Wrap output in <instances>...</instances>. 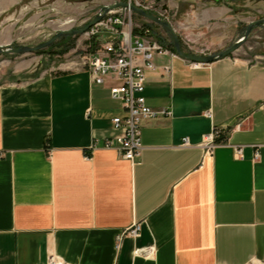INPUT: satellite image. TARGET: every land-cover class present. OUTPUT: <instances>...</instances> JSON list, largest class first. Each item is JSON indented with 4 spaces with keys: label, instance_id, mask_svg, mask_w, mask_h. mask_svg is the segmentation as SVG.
<instances>
[{
    "label": "crops",
    "instance_id": "crops-1",
    "mask_svg": "<svg viewBox=\"0 0 264 264\" xmlns=\"http://www.w3.org/2000/svg\"><path fill=\"white\" fill-rule=\"evenodd\" d=\"M213 1L195 0L203 19L230 12ZM154 63L143 95L167 114L143 122L133 161L103 146L123 114L110 82L0 69V264H264V60Z\"/></svg>",
    "mask_w": 264,
    "mask_h": 264
},
{
    "label": "rangeland",
    "instance_id": "rangeland-1",
    "mask_svg": "<svg viewBox=\"0 0 264 264\" xmlns=\"http://www.w3.org/2000/svg\"><path fill=\"white\" fill-rule=\"evenodd\" d=\"M117 0H19L0 12V44L35 45L48 40L61 29H81L105 5ZM162 12L175 29L186 53L212 55L237 41L251 20L264 18V0H224L228 15L203 19L195 0H144ZM208 5L213 0H199ZM163 7H165L163 9ZM201 9V8H200ZM197 10V11H196ZM197 12V13H195ZM135 13V12H134ZM230 13V14H229ZM151 14H155L153 11ZM133 21L149 26L155 36L172 39L168 31L135 13ZM102 37L90 38L84 33L64 34L50 46L25 54L0 53L1 74L30 64L27 73L37 75L76 67L83 57L95 50ZM248 61L264 60V24L252 28L247 40L233 53ZM251 264H262L254 262Z\"/></svg>",
    "mask_w": 264,
    "mask_h": 264
},
{
    "label": "built area",
    "instance_id": "built-area-1",
    "mask_svg": "<svg viewBox=\"0 0 264 264\" xmlns=\"http://www.w3.org/2000/svg\"><path fill=\"white\" fill-rule=\"evenodd\" d=\"M119 2L133 4L149 13L153 11L157 16L163 17L162 12H155L157 10L154 5L147 1L117 0L114 4ZM134 14L129 7H117L106 12L100 21L85 32L90 38L101 36L99 46L88 56L83 57L80 62H76V65L86 67L90 71L95 84L103 85L110 82L109 95L121 103L123 114L111 119L116 133L106 138L103 146L116 149L122 158L129 161H133L140 154L142 148L140 130L143 122L146 119L167 114L164 110L152 109L146 103L143 95L146 72L156 68L155 57L178 56L169 43L166 44L161 38L155 36L149 26L134 22ZM159 68L162 75L170 73L168 64H163ZM218 136L219 131L215 130L205 135L202 146L206 152L214 147ZM183 144H188L187 138H183ZM235 153L240 156L241 148H235ZM139 231L140 225L134 223L124 233L136 237ZM153 251V247H148L137 249L135 253L148 257ZM47 264L65 263L58 257L50 255Z\"/></svg>",
    "mask_w": 264,
    "mask_h": 264
},
{
    "label": "water",
    "instance_id": "water-1",
    "mask_svg": "<svg viewBox=\"0 0 264 264\" xmlns=\"http://www.w3.org/2000/svg\"><path fill=\"white\" fill-rule=\"evenodd\" d=\"M117 7H129L132 11L139 14L140 16L146 18L147 20H150L151 22H154V23L164 27L168 31V33L172 39V44H173L174 50L179 57L186 59L188 61H191V62L203 63V64L212 62L216 59H220V58H223V57H226V56L232 54L235 50H237L247 40V38L250 35L253 27L260 25V24H264V18L251 20L247 23L243 35L237 41H235L232 45H230L229 47H227L223 51L216 53V54H212V55L211 54L210 55H196V54L186 53L185 51H183V49L181 48L180 41H179L178 35L176 34L175 29L166 19L161 18L157 15L151 14V13H149V12H147V11H145V10H143V9L133 5V4H128L127 2H119V3L103 6L92 17V19L81 29H61V30L57 31L56 33H54L48 40L40 42V43L35 44V45L12 46L10 44H0V53H10V54L19 55V54H25L28 52H34V51L44 49V48L50 46L56 39H58L60 36H62L64 34H80V33L86 32L91 26H93L98 21H100V19L102 18V16L106 12H108L114 8H117Z\"/></svg>",
    "mask_w": 264,
    "mask_h": 264
},
{
    "label": "trees",
    "instance_id": "trees-1",
    "mask_svg": "<svg viewBox=\"0 0 264 264\" xmlns=\"http://www.w3.org/2000/svg\"><path fill=\"white\" fill-rule=\"evenodd\" d=\"M169 44H170L171 48L174 49V48H173V44H172V42H170ZM93 51H94V50H93ZM93 51H91V52H93Z\"/></svg>",
    "mask_w": 264,
    "mask_h": 264
}]
</instances>
